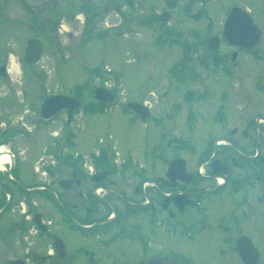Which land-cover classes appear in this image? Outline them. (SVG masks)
<instances>
[{
	"label": "flooded vegetation",
	"instance_id": "1",
	"mask_svg": "<svg viewBox=\"0 0 264 264\" xmlns=\"http://www.w3.org/2000/svg\"><path fill=\"white\" fill-rule=\"evenodd\" d=\"M67 1L0 0V150L8 157L0 156V264H141L149 258L220 264L228 256L244 264L237 251L240 238L251 240L260 264L264 24L252 17L261 31L254 49L228 42L223 23L229 11L234 6L247 9L245 0H238L227 7L209 37L219 40L217 49L209 50V75L181 69L183 77L193 76V84L182 86L177 102L184 132L172 142L177 158L186 161L184 181L168 178L169 163L165 169L154 165L136 170L112 158H102L105 165H94L91 173L84 153L76 151L80 126L69 119L72 102L65 97H72V84L59 73L71 62L70 18L83 14L64 11ZM92 1L78 4L86 11L90 5L91 16L99 8ZM238 30L243 28L228 32L232 42L241 39ZM29 43L34 49L26 56ZM196 84L199 89H194ZM58 95L65 105L43 112L45 103ZM200 129H205L204 138L199 137ZM194 211L204 219L215 216L222 231L197 242L196 236L179 238L177 227ZM168 229L201 258L169 251L159 238L160 233L167 236ZM244 254L255 255L249 245Z\"/></svg>",
	"mask_w": 264,
	"mask_h": 264
},
{
	"label": "rangeland",
	"instance_id": "2",
	"mask_svg": "<svg viewBox=\"0 0 264 264\" xmlns=\"http://www.w3.org/2000/svg\"><path fill=\"white\" fill-rule=\"evenodd\" d=\"M79 2L80 0H68L64 11L73 14L82 12L86 15V9L81 10ZM92 2L99 3L103 10L90 22L87 32L80 17L72 15L70 37L67 38L71 62L59 73L64 80L72 84L71 96L81 100L83 106L93 104L98 106V109L101 108L94 95L96 87H101V79L112 80L116 85L113 93L117 100L114 105H107L104 112L101 109L98 113L87 115L81 113L76 117L74 126H80L81 137L76 151L91 154L95 143L103 139L109 145L115 143L120 159L130 160L136 170L144 166L146 170L154 165L163 166L174 155L173 150L176 148L174 144L173 147H169L167 143L171 140L177 141L178 136L184 132L181 126L182 116L177 113L179 93L183 85L193 84L190 77L181 82L180 71L176 70L179 69V64L185 61L184 48L192 50L194 43L205 42L207 36L211 34V26L213 25V28L218 26L225 16L227 7L236 4L238 0ZM242 5L251 11L258 24H264V0H245ZM163 11L170 13L171 20L165 27H159L158 23L153 24V20L157 13L161 14ZM196 32H199L197 39ZM203 54L202 48L197 54L193 51L190 53L191 60L195 62ZM191 60L186 57L187 68L192 67ZM105 67H110L112 73L105 75ZM207 68L203 69L196 65L197 73L201 77L209 75ZM120 80L122 85L118 88ZM194 89H199V85H194ZM144 101L152 106L157 118L147 124L125 111L128 102L141 104ZM198 133L200 138L205 137V129H200ZM191 165L193 166V162ZM191 216V219L182 221V228L177 227L179 238L182 239L184 235L189 240L196 236L197 242L204 240L207 235L222 231L213 221L215 220L213 215L211 219H204L194 211ZM193 219L198 220L199 224L197 225ZM260 229L261 236L264 237V226ZM79 236L78 232L77 240ZM159 238L164 241L169 251L175 250L191 260L201 258L197 251L191 249L190 244L182 240L176 241L174 237H170L169 232L165 237L160 233ZM181 246L189 251L179 248ZM215 250L219 252L216 244ZM220 264L240 263L234 257L228 256ZM260 264H264V252Z\"/></svg>",
	"mask_w": 264,
	"mask_h": 264
},
{
	"label": "water",
	"instance_id": "3",
	"mask_svg": "<svg viewBox=\"0 0 264 264\" xmlns=\"http://www.w3.org/2000/svg\"><path fill=\"white\" fill-rule=\"evenodd\" d=\"M170 19V16L165 13L161 18V22H166ZM235 27H242L243 31L240 33V30H238V34L241 37V39L234 41L232 43H235L237 46L247 48V49H252L254 48L258 43L260 39V31L258 27L253 23L251 17L247 12H245L243 9L240 7H234L231 9L229 12L226 21L224 23V35L229 38L228 32L231 34L232 28ZM227 38V39H228ZM218 42V39L216 37L212 38V42ZM228 41H230L228 39ZM210 47H213L211 44ZM34 45L31 43L27 49V56L33 51ZM95 97L97 100L102 101V102H113L115 100L114 96L111 95V93L103 88H99L95 91ZM64 98V97H63ZM69 101L72 102V108L70 111V116L74 114L75 112H78L80 110V102L76 100L75 98L70 99L69 97H65ZM62 96H57L50 98L44 105L43 107V112L46 111L49 107L56 106L57 108H62L65 105V102L62 101ZM128 108L136 112L138 115H140L142 118L147 119L150 117V114L148 112V109L142 105L135 104V103H130L128 104ZM182 162V165H181ZM184 161H173L170 164V173H178V177H183L181 176L182 173L185 171V167L183 165ZM215 172L217 170L214 169ZM169 173V174H170ZM189 181V180H185ZM251 245L250 240L247 239H239L237 241V250L242 253V259L246 264H256L258 260V253L254 249V256L246 257L243 256V251L245 249V246ZM142 264H176L171 260L168 259H163V260H158V259H148L147 261H144Z\"/></svg>",
	"mask_w": 264,
	"mask_h": 264
},
{
	"label": "trees",
	"instance_id": "4",
	"mask_svg": "<svg viewBox=\"0 0 264 264\" xmlns=\"http://www.w3.org/2000/svg\"><path fill=\"white\" fill-rule=\"evenodd\" d=\"M99 105H100V107H101L100 109H96V108H94L93 106L89 105V106L86 108V111H87V112H90V113L98 112V111H100L101 109H103V107H104V104L99 103ZM102 158H105V154H104L100 159L97 160V165H98L99 167H102L103 165H105V164L102 162Z\"/></svg>",
	"mask_w": 264,
	"mask_h": 264
},
{
	"label": "bare ground",
	"instance_id": "5",
	"mask_svg": "<svg viewBox=\"0 0 264 264\" xmlns=\"http://www.w3.org/2000/svg\"><path fill=\"white\" fill-rule=\"evenodd\" d=\"M0 156H2V160H7V158H8L7 156L2 155V151L1 150H0Z\"/></svg>",
	"mask_w": 264,
	"mask_h": 264
}]
</instances>
